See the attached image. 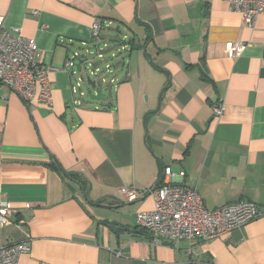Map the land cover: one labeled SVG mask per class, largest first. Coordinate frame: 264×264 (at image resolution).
I'll return each instance as SVG.
<instances>
[{
    "label": "crops",
    "instance_id": "1",
    "mask_svg": "<svg viewBox=\"0 0 264 264\" xmlns=\"http://www.w3.org/2000/svg\"><path fill=\"white\" fill-rule=\"evenodd\" d=\"M0 18L52 69L51 105L0 84V197L15 211L0 247L29 243L18 264H264V217L179 247L136 223L168 172L210 210L264 206V15L251 28L225 0H0ZM95 22L101 39L128 32L129 58L106 103L80 105L66 61L106 45Z\"/></svg>",
    "mask_w": 264,
    "mask_h": 264
},
{
    "label": "built area",
    "instance_id": "2",
    "mask_svg": "<svg viewBox=\"0 0 264 264\" xmlns=\"http://www.w3.org/2000/svg\"><path fill=\"white\" fill-rule=\"evenodd\" d=\"M225 1L241 15L242 21L248 27H255L258 19L264 15V0ZM92 29L95 41L101 42L100 23L95 22ZM100 45L101 43L97 48ZM103 48L107 49L108 45H104ZM245 49L246 45L242 42L230 43L227 46V54L230 57H238ZM92 56H98L101 60L104 58L102 51L97 55L93 51H87L84 56L76 53L67 59L66 67L73 69L74 75H78ZM112 57L116 55L113 54ZM41 60V51L36 41L23 37L19 28H6L4 20L0 18V84L8 87L26 102L37 101L40 104L51 105L52 87L48 77L52 69L42 66ZM77 64H80V69L76 67ZM104 64L106 65L104 71L90 64L91 68H95L91 71V76L98 78V80L88 78L96 82V93L100 88L99 81L102 85L114 84V79L102 76L103 72L111 76L113 74L109 62L105 61ZM83 82L84 80L79 78L74 87V93L78 97L77 103L80 105L84 102L83 98L88 95L82 90ZM224 111V105H217L214 108L216 116L223 115ZM180 175L183 177L185 173ZM174 178V173L165 174L162 183L152 193L153 210L136 215L138 227L149 235L153 246L179 247L183 242L209 241L264 217V206L252 201H240L210 210L195 188L175 183ZM122 193L128 202L138 199V191L135 189L127 188ZM14 213L9 203L0 197V220L9 219ZM27 236L30 240L29 235ZM30 252L29 243L0 247V264H18L19 258Z\"/></svg>",
    "mask_w": 264,
    "mask_h": 264
},
{
    "label": "rangeland",
    "instance_id": "3",
    "mask_svg": "<svg viewBox=\"0 0 264 264\" xmlns=\"http://www.w3.org/2000/svg\"><path fill=\"white\" fill-rule=\"evenodd\" d=\"M121 31V33L119 34L118 32ZM112 30L110 33H102L103 36V40L104 42L108 45L107 49H104L103 46L104 44H101L100 47L96 48V47H92L91 51H93V53H95L96 55L98 54L99 51H102L103 54V59H98V56H92L90 58V62L88 64H86L83 67V70L81 72L78 73L77 76H75L74 81L76 82L79 78H82L84 80L83 82V87L82 90L86 91L88 93L90 89L89 84H88V78H93V80H98V78L96 77H92L91 76V71L95 68H100L104 71L105 69V64L104 62L106 60H112L109 62V64L113 67L114 71L116 66L120 65V63H122L123 60H126L129 58V53H127L126 50H123V46L125 45H130V36H128V32L125 30ZM104 51V52H103ZM115 54L116 57H112V55ZM90 64L95 66V68H91ZM102 76H105L107 79H110L111 75L107 74L106 72H103ZM99 89H103L104 90V95L108 98H110V96L113 93V88H110L109 86H107L106 84L102 85L101 82L99 81ZM94 94L96 93L95 90H91ZM83 101L85 104H93L95 106L98 105V102L96 101H92L90 99V96L87 95L83 98Z\"/></svg>",
    "mask_w": 264,
    "mask_h": 264
},
{
    "label": "water",
    "instance_id": "4",
    "mask_svg": "<svg viewBox=\"0 0 264 264\" xmlns=\"http://www.w3.org/2000/svg\"><path fill=\"white\" fill-rule=\"evenodd\" d=\"M112 60V59H111ZM110 60V61H111ZM76 67L78 69H80V64H77ZM88 84L89 86L92 88L91 90H95L97 88V84L95 81H92L91 79H88ZM91 90L88 91V95L90 96V99L92 101H96L98 102V104H104L107 102L108 97H106L104 95V91L102 89H98L97 93H93ZM72 176L71 174H67V177ZM82 179H84L83 177H81ZM85 180V179H84ZM90 187L88 188V191L85 193L86 197L88 196L89 192H90Z\"/></svg>",
    "mask_w": 264,
    "mask_h": 264
},
{
    "label": "trees",
    "instance_id": "5",
    "mask_svg": "<svg viewBox=\"0 0 264 264\" xmlns=\"http://www.w3.org/2000/svg\"><path fill=\"white\" fill-rule=\"evenodd\" d=\"M62 171V170H61ZM64 171H62V173H63ZM65 176H67V173H65ZM71 177V176H70Z\"/></svg>",
    "mask_w": 264,
    "mask_h": 264
}]
</instances>
